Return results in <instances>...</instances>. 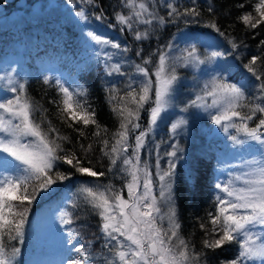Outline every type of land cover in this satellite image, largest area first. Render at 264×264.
Listing matches in <instances>:
<instances>
[{"label": "snow or ice", "instance_id": "obj_1", "mask_svg": "<svg viewBox=\"0 0 264 264\" xmlns=\"http://www.w3.org/2000/svg\"><path fill=\"white\" fill-rule=\"evenodd\" d=\"M67 2L74 8L77 3L81 5L74 15L83 23L89 22L84 6H97L96 0ZM121 3L128 11L116 12L115 21L122 32H131L137 42L151 39L158 29L170 23L181 20L185 25L202 23L198 0H191V6L183 9L174 0H121ZM160 7L166 9V15L160 14ZM236 7L244 9L245 4L239 3ZM207 12L209 19L202 26L223 37L232 53H238L242 43L221 29L214 19L215 7L211 0ZM93 16L97 21L104 20L102 11ZM237 20L253 30L264 24V0H256L252 11L242 13ZM85 34L97 46L95 55L107 76L128 75L123 70L125 61L116 60V55L129 53V47H122L95 31ZM259 47L264 50V39L259 41ZM106 48L116 52L109 53ZM135 55L140 62L130 66L141 79L136 81L128 76L123 90L108 89L109 102L115 101L112 111L119 119V127L112 135L111 144L108 139L101 141V151L109 161L108 172L120 174L127 198L123 190H117L111 183L79 186L58 215L68 249L63 264H208L209 251L230 244L237 245L236 255L221 264H264V55H252L243 65L256 82L253 96L242 86L230 82L224 75L227 69L220 68L204 82L195 98L179 108L180 113L192 108L205 112L212 124L227 135L233 148L255 145L254 153L242 158L237 165L241 171L229 173L225 180L215 183L214 211H209L207 218L199 222L204 233L200 250L181 233L173 187L176 162L183 153L177 137L186 131L187 118L181 115L170 125V138L175 142L169 145L171 150L163 154L168 157L167 168L160 163L159 144L154 149L155 174L148 161H142L141 152L148 150L149 133L155 131L158 121L174 107L181 81L177 69L199 71L201 65H216L217 61L227 60L231 53L209 48L201 56L196 43L177 49L170 41L147 56L143 48ZM16 72L12 67L0 74V88L6 93L0 96V264H16L20 248L9 247V243L23 242L30 206L42 193L72 178L71 173L60 170L61 165L69 166L81 176L98 179L106 175L84 163L87 160L91 165L88 159L91 144L87 147L79 144L80 154L76 149L65 147L71 139L48 120L47 110L28 94L27 78L18 79ZM43 83L57 89L59 100L52 103L62 122L72 121L68 127L79 131L81 136L84 132L74 127L76 123L92 124L100 129L95 111L86 106V100L79 99L86 97V89L70 90L59 77L44 76ZM141 111L148 113L145 130H140ZM137 130L140 131L131 144L130 135ZM93 135L98 137L100 132ZM82 208L99 218L101 242L98 248L94 246V239L84 235L87 225L77 224L80 217L76 211Z\"/></svg>", "mask_w": 264, "mask_h": 264}, {"label": "trees", "instance_id": "obj_2", "mask_svg": "<svg viewBox=\"0 0 264 264\" xmlns=\"http://www.w3.org/2000/svg\"><path fill=\"white\" fill-rule=\"evenodd\" d=\"M174 2L181 7L191 6V0H174ZM215 7L214 19L218 22L221 29L226 31L230 37L235 38L238 42L242 43V47L238 53H232L230 45L227 41L220 37L212 29L202 26L203 22H207L210 14L207 12V6L209 0H198V6L202 12L201 24L185 25L181 20L175 24H167L163 28L158 29L151 37V39L137 42L133 39L132 33L129 31H121V26L115 21L116 12L127 13L128 9L124 8L121 0H96V7L87 6L88 14L94 19L93 13L100 14L103 12V23L113 29L112 39L121 44L122 47H129L131 51L127 54H119V58L116 60H124L123 70L128 74L125 77L119 75H113L111 77L105 74L103 64L95 55V51L91 48V44L79 43L75 39L72 25L70 23H63L57 25L56 19L52 17L51 26H46L47 21L51 18L45 17L37 24L43 28L41 32L34 34L37 41H31L32 46H28L27 58L24 60V67L30 69V73L27 74V90L28 94L34 101L43 106L47 110V118L52 124L60 131L61 134L68 136L71 139V143H66L65 147L69 150L76 149L79 153V144L87 147L92 145V151L88 154V159L91 160V165H85L94 167L95 170L105 172L103 177L92 178L81 176L67 165H61L60 170L71 173L72 178L57 183L52 187L49 192L42 193L41 196L30 206V211L27 218V223L24 229V237L22 243L11 241L9 247L15 245L20 248V253L17 257L16 264H31L32 257L26 258L24 255L25 239L28 236L26 232L29 226V220L39 211L40 208H49L54 203H61L64 208L67 202L70 201L77 189L82 183H89L90 185L99 184H113L117 190H123L124 194V180L120 179V174L115 172H108L109 161L107 157L103 155L101 148L103 147L101 141L108 139L110 144L112 141V135L119 127V119L112 111V105L115 103L109 102L108 89L116 87L123 90L125 82L128 76H131L130 64L139 63L140 58L135 55V52L139 48H143V54L147 56L151 52H154L158 47L162 48L166 39H169L176 32H183L185 30L212 33L216 38V35L220 38V44L226 50V53H231L229 57L234 60L236 65L235 69L230 70L228 66L222 67L228 69L224 72L230 82L240 83L243 77H246V81H254V78L248 74L243 65L248 62V59L252 55H264V50L259 47V41L264 39V24L260 25L257 29L253 30L243 25L237 20V17L244 12L252 11V6L256 3V0H211ZM244 3V9L236 7L237 4ZM161 15H166V9L159 8ZM54 18V19H53ZM28 23L27 25H29ZM99 24V22H98ZM113 25V26H110ZM143 27V26H141ZM27 28H25L26 30ZM23 29V31H25ZM20 31V30H18ZM16 31L15 33H17ZM10 35V38H17ZM52 38L46 40L47 37ZM3 37V36H2ZM0 36V52H3L5 45L4 38ZM29 41V42H30ZM246 45V47L244 46ZM237 56L239 58H237ZM45 61L49 63V67L55 69L58 74L63 75L61 80L65 83V86L70 90L77 87L87 90L86 97H79L83 102L86 100V106L90 110L95 111V119L101 126L97 129L95 125L89 124L84 126L82 123L74 124L76 129H80L84 132L81 136L79 131H74L73 128L68 127V123L62 122L60 114L57 111V107L52 103L54 100H59V94L57 89L48 84L43 83L44 76L57 77V75H41L38 73V66ZM53 61V63H51ZM133 62V63H132ZM135 79V78H134ZM242 86L249 96L254 95V89L249 91L245 85ZM123 95V91L120 93ZM39 113H37V116ZM105 129L107 130L105 132ZM99 131L100 136H94L93 133ZM205 154L194 155L189 158V166L184 168V164L178 163L175 169L174 176V196L178 210L179 221L182 225L181 233L192 241L197 250L202 248V238L204 233L199 228V222L202 219L207 218L209 211H214V185L215 177L213 170L212 150H204ZM64 193V195H63ZM65 194L68 197L64 198ZM76 215L80 217L77 221L78 225L86 224L87 228L84 230V235L89 239L95 240V247H99L101 242L99 233V218L95 215H91L90 212L84 208L77 210ZM237 252V245L230 244L225 245L221 249L216 251H209L207 254L208 264H221V261L231 260ZM68 255L67 246L64 248L63 258L58 262L63 264V261ZM75 255V254H73Z\"/></svg>", "mask_w": 264, "mask_h": 264}, {"label": "rangeland", "instance_id": "obj_3", "mask_svg": "<svg viewBox=\"0 0 264 264\" xmlns=\"http://www.w3.org/2000/svg\"><path fill=\"white\" fill-rule=\"evenodd\" d=\"M4 6L0 10V36L4 38L5 45L4 51L0 52V74L5 70L12 67L17 69L16 76L18 79L23 80L24 77L30 73V69L24 67V60L27 58L28 46L32 41H37L34 34L41 32L42 26L37 22L45 17L51 18L47 21L46 26H51L52 17L56 19L57 25L63 23H70L76 33L75 39L79 43L88 44L94 50L97 46L94 45L86 36L87 31H95L97 34L102 35L114 42L112 34L114 31L103 22L95 20L89 16V22H81L75 15L76 9L81 7L76 4L75 8L68 4L67 0H25L22 5H15L18 0H0ZM86 11L87 6H84ZM88 12V11H87ZM53 18V19H54ZM43 21V20H42ZM99 22V24H98ZM30 23L29 25H27ZM25 28H27L25 30ZM23 29L25 31H23ZM20 30V31H18ZM18 31L17 33H15ZM213 31V30H212ZM17 36V38H10V35ZM53 40L49 36L46 40ZM30 41V42H29ZM55 41V39L53 40ZM172 42L177 49H183L189 43H196L199 47L201 56L205 54L206 49H217L226 51L220 44V38L216 35L207 32H200L199 30L183 32H176L172 37L166 39L165 44ZM163 45V47H164ZM162 47V48H163ZM109 53H115L116 50L111 48L105 49ZM119 58V54L116 55ZM53 63V61H51ZM126 63V62H125ZM124 63V64H125ZM133 63V62H132ZM135 63V62H134ZM131 65V64H130ZM228 66L230 70L235 69L236 65L231 57L227 60L217 61L216 65H201L199 71L192 68H178V75L181 81L178 85L177 92L174 98V107L163 115L154 132L149 133L148 137V150L141 152L142 161L147 160L151 165V171L155 174L156 153L154 151L155 145L159 144L160 163L163 168H167L168 157L163 154L170 151L169 145L175 141L170 138V125L181 115L185 116L188 120V126L185 132L177 137L179 144L183 148L181 158L177 160L178 163L184 164V168L189 166V158L194 155L205 154L204 150H212L214 181L225 180L229 173H236L241 171L237 165L241 162L242 158L248 157L254 153L255 145L246 147L245 149L233 148L227 135L216 125L212 124L210 117L199 109H189L187 113H180L179 108L183 107L188 101L195 98V94L200 91L205 81L209 80L215 70ZM228 70V69H227ZM38 73L41 75H57L58 72L49 67V63L43 61L38 66ZM131 76L139 81L141 77L134 75V69L131 67ZM60 79L63 75L58 74ZM245 87L252 91L254 89L255 81H246V77L240 80ZM235 83V82H232ZM6 95L0 88V96ZM208 102L211 103V97H208ZM147 107V106H146ZM141 124L140 130H145L148 127V113L141 111ZM140 130L130 135V143L134 144V136ZM151 150V155L149 151ZM131 147L129 152H131ZM158 185V181L156 182ZM174 184V183H173ZM158 192V187L156 188ZM214 195L216 190L214 188ZM64 195V193H63ZM124 196L127 198V190H124ZM68 197L65 194L64 198ZM63 209L61 203H54L49 208H40L39 211L29 220L28 236L25 239V247L23 249L26 258L32 257L31 264H59L58 262L63 258L64 248L66 247V235L64 229L61 228L58 222L59 212ZM28 256V257H27Z\"/></svg>", "mask_w": 264, "mask_h": 264}, {"label": "water", "instance_id": "obj_4", "mask_svg": "<svg viewBox=\"0 0 264 264\" xmlns=\"http://www.w3.org/2000/svg\"><path fill=\"white\" fill-rule=\"evenodd\" d=\"M25 2V0H18L15 2V5L19 6V5H22L23 3ZM3 5L1 4V1H0V10L3 9Z\"/></svg>", "mask_w": 264, "mask_h": 264}]
</instances>
